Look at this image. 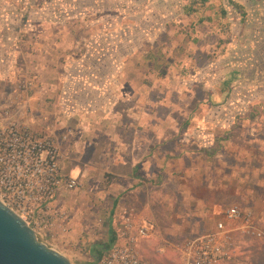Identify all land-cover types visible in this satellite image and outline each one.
Returning <instances> with one entry per match:
<instances>
[{
	"label": "rangeland",
	"instance_id": "374dc122",
	"mask_svg": "<svg viewBox=\"0 0 264 264\" xmlns=\"http://www.w3.org/2000/svg\"><path fill=\"white\" fill-rule=\"evenodd\" d=\"M117 72L148 93L155 119L171 118V126L184 117L182 105L231 103L229 112L209 113L231 120L213 136L234 173L231 191L216 190L212 200L221 211H250L263 233L233 231L229 264H264V0H0V120L54 135L63 173L78 180L53 201L59 214L39 240L72 264L95 263L93 248L107 241L109 226L138 214L153 225L142 254L175 263L177 246L221 219L213 210L195 213L174 181L159 178L134 195L110 184L113 142L103 127L87 133L99 126L93 119L82 118L78 131L75 121L89 99L102 103L90 86L81 89V78L95 73L98 85ZM167 126L161 134H176Z\"/></svg>",
	"mask_w": 264,
	"mask_h": 264
},
{
	"label": "crops",
	"instance_id": "0c3cea01",
	"mask_svg": "<svg viewBox=\"0 0 264 264\" xmlns=\"http://www.w3.org/2000/svg\"><path fill=\"white\" fill-rule=\"evenodd\" d=\"M122 77V73H112L102 77V82L95 85L91 83L97 78L95 73L84 75L81 89L87 90L90 86V91L95 93L93 98H101L102 103L97 105L89 99L81 109L85 113H80L75 121L78 131L83 123L82 118L93 119L99 126H89L87 133L100 131L103 127L106 130L104 134L113 142V155L108 156L106 172L115 177L110 184L119 192H131L134 195L142 191L149 192L159 178L164 179L161 182L174 181L175 189L183 194L186 192L184 196L190 199V204H195V213L201 214L207 209L220 214L221 206L212 200L213 192L231 191V175L234 173L231 163L223 157V151L217 149L223 141L219 137L214 140L213 132L223 130V133L231 129V120L212 119L209 113L229 112L231 103L182 105L180 111L184 117L171 126V118L155 119L156 103L149 100V94L139 91V87ZM117 102H121L119 107H115ZM198 110L205 111V116L198 118L199 115L195 113ZM164 122L169 123L167 127H173L172 131L176 134L163 135L161 124ZM211 148H215V151ZM228 158L231 159V156ZM135 215H132L135 222L150 223Z\"/></svg>",
	"mask_w": 264,
	"mask_h": 264
},
{
	"label": "built area",
	"instance_id": "2783aa9c",
	"mask_svg": "<svg viewBox=\"0 0 264 264\" xmlns=\"http://www.w3.org/2000/svg\"><path fill=\"white\" fill-rule=\"evenodd\" d=\"M56 140L54 135H40L18 120H0V200L33 229L38 240L59 214L52 207L53 201L61 192L78 186V180L61 169ZM119 219L117 239L94 264H157L146 258L140 247L141 241L150 237L153 225H135L128 213ZM236 222L240 225L232 227ZM252 224L250 211L225 208L211 230L177 246L175 264H229L233 231L263 234Z\"/></svg>",
	"mask_w": 264,
	"mask_h": 264
},
{
	"label": "water",
	"instance_id": "95a60500",
	"mask_svg": "<svg viewBox=\"0 0 264 264\" xmlns=\"http://www.w3.org/2000/svg\"><path fill=\"white\" fill-rule=\"evenodd\" d=\"M0 264H72L0 200Z\"/></svg>",
	"mask_w": 264,
	"mask_h": 264
},
{
	"label": "trees",
	"instance_id": "16d2710c",
	"mask_svg": "<svg viewBox=\"0 0 264 264\" xmlns=\"http://www.w3.org/2000/svg\"><path fill=\"white\" fill-rule=\"evenodd\" d=\"M233 74H237V72H233ZM232 81V78H228L226 79V82H230ZM106 176H109L110 178H115L114 176L110 175V174H106ZM109 182H107L108 184ZM117 239V234H116V230H114L113 226H109L108 228V238L107 241L105 243H103L101 246H97L93 248V254L95 257V262L101 257L102 253L104 252V250H106L107 248H109ZM152 261H154L157 264H175V263H170V262H161L157 259H151ZM83 264H94L91 262H83Z\"/></svg>",
	"mask_w": 264,
	"mask_h": 264
}]
</instances>
